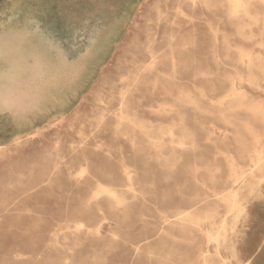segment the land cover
Returning a JSON list of instances; mask_svg holds the SVG:
<instances>
[{"label":"rangeland","instance_id":"rangeland-1","mask_svg":"<svg viewBox=\"0 0 264 264\" xmlns=\"http://www.w3.org/2000/svg\"><path fill=\"white\" fill-rule=\"evenodd\" d=\"M41 1L0 0V264H242L264 231V0H145L114 56L62 76L39 67ZM224 217L222 249L204 236Z\"/></svg>","mask_w":264,"mask_h":264},{"label":"crops","instance_id":"crops-1","mask_svg":"<svg viewBox=\"0 0 264 264\" xmlns=\"http://www.w3.org/2000/svg\"><path fill=\"white\" fill-rule=\"evenodd\" d=\"M145 0H42L32 11L30 31L35 46L44 48L39 67L62 76L88 59L96 65L115 55L125 41ZM71 49V52L67 51ZM36 60V59H35ZM37 66L38 61H34ZM59 94V93H57ZM248 222L254 209H247ZM253 242L245 247L242 264H256L264 250V231L249 228Z\"/></svg>","mask_w":264,"mask_h":264},{"label":"bare ground","instance_id":"bare-ground-1","mask_svg":"<svg viewBox=\"0 0 264 264\" xmlns=\"http://www.w3.org/2000/svg\"><path fill=\"white\" fill-rule=\"evenodd\" d=\"M203 1V0H202ZM229 1V6L233 9V14L235 15V14H239V13H241L240 12V10H242L241 8H246V7H248L249 6V3H247V1L246 0H228ZM261 1H263V0H261ZM191 2V1H190ZM192 4L194 3V2H191ZM203 3H204V1H203ZM226 3H227V1H226ZM263 3H264V1H263ZM195 4V3H194ZM193 4V5H194ZM200 5V4H199ZM264 5V4H263ZM231 9H229V11H230ZM177 11V10H176ZM179 12V11H178ZM247 12V11H246ZM246 12H243V13H246ZM176 13V12H175ZM232 13V12H231ZM232 14V15H233ZM179 15V14H178ZM181 15V14H180ZM183 15V14H182ZM186 15V14H185ZM228 15H229V13H228ZM231 15V16H232ZM233 15V16H234ZM243 15H246V14H243ZM236 16V15H235ZM251 15H249V17H250ZM248 17V16H247ZM184 18V17H183ZM251 18V17H250ZM262 18H264L263 16H262ZM232 19V18H231ZM251 19H253V18H251ZM250 19V20H251ZM259 19V18H258ZM191 20V19H190ZM222 20V19H221ZM220 20V21H221ZM237 20V19H236ZM256 20V19H255ZM154 21V20H153ZM234 22V21H233ZM251 22H253V21H251ZM250 22V23H251ZM155 23V22H154ZM210 23V22H209ZM254 23V22H253ZM256 23V22H255ZM254 23V24H255ZM218 24H219V22H218ZM260 24H262V23H260ZM263 25V24H262ZM210 26V25H209ZM213 26V25H212ZM215 27H217V26H215ZM214 28V27H213ZM156 29H157V27H156ZM210 29H211V27H210ZM212 30V29H211ZM210 31V30H209ZM236 31V30H235ZM212 32V31H211ZM216 32V31H215ZM213 33V32H212ZM216 35V34H215ZM240 37V36H239ZM171 38V37H170ZM240 39H242V38H240ZM256 39V38H255ZM249 40V39H248ZM155 41V40H154ZM246 41V40H245ZM214 47V46H213ZM261 47V46H260ZM232 49V48H231ZM234 49V48H233ZM170 50V49H169ZM217 50V49H216ZM145 51H146V49H145ZM237 51V50H236ZM238 52V51H237ZM239 52H240V50H239ZM247 53V52H246ZM239 53H237V55H238ZM242 54H240V56H241ZM247 55V54H246ZM218 56V55H217ZM243 56H245V55H243ZM239 57V56H238ZM246 57V56H245ZM250 57V56H249ZM218 59V58H217ZM216 59V60H217ZM242 59V58H241ZM247 59V58H246ZM249 60H250V58H248ZM247 59V60H248ZM248 60V61H249ZM242 61V60H241ZM240 61V62H241ZM244 61V60H243ZM242 61V62H243ZM247 61V62H248ZM218 62V61H217ZM221 64V63H220ZM244 64V63H243ZM250 64V63H249ZM223 66V65H222ZM244 65H242V67H243ZM248 66V65H247ZM246 66V67H247ZM143 67V66H142ZM153 67V66H152ZM224 67V66H223ZM226 68V67H225ZM228 68V67H227ZM173 71V70H172ZM237 72H235V74H236ZM128 74V73H127ZM158 74V73H157ZM164 77V76H163ZM199 77V76H198ZM173 78V77H172ZM203 78V77H202ZM236 78V77H235ZM237 79V78H236ZM246 83V82H245ZM239 84V83H238ZM234 85V84H233ZM248 86V85H247ZM192 87H193V85H192ZM232 87H234V86H232ZM194 88V87H193ZM250 88V87H249ZM245 89V88H244ZM197 90H198V88H197ZM199 90H201V89H199ZM245 91V90H244ZM226 92V91H225ZM129 93V92H128ZM237 93V92H236ZM235 93V94H236ZM264 93V92H263ZM199 94V93H198ZM229 94V93H228ZM203 95H204V93H203ZM240 95V94H239ZM247 95H249V94H247ZM117 96H119V95H117ZM201 96V95H200ZM199 96V97H200ZM206 96V95H205ZM232 96V95H231ZM120 97V96H119ZM243 97V96H242ZM121 98V97H120ZM239 98H241V97H239ZM222 99V98H221ZM236 99V98H235ZM121 100V99H120ZM225 100V99H224ZM244 100V99H243ZM193 102V101H192ZM223 102V101H222ZM209 103V102H208ZM213 103V102H212ZM101 104V103H100ZM193 104V103H192ZM218 104V103H217ZM227 104V103H226ZM230 104V103H229ZM212 105H215L214 103L212 104ZM223 105V104H222ZM221 105V106H222ZM102 106V105H101ZM191 105H189V107H190ZM215 106H218V105H215ZM191 107H193V106H191ZM121 108V107H120ZM171 108V107H170ZM228 108V107H227ZM188 109H190V108H188ZM164 110H165V108H164ZM170 110V109H169ZM173 110H174V108H173ZM119 111H121V110H119ZM176 111V110H175ZM230 111V110H229ZM193 112V111H192ZM164 113V112H163ZM161 114V113H160ZM196 115V114H195ZM114 118V117H113ZM180 120V119H179ZM181 121V120H180ZM201 123V122H200ZM205 123V122H204ZM203 123V124H204ZM172 124V123H171ZM176 126H177V124H176ZM148 127H150V126H148ZM174 127V126H173ZM178 127V126H177ZM176 127V128H177ZM180 127V126H179ZM181 128V127H180ZM250 128V127H249ZM171 129V128H170ZM167 130V129H166ZM168 131V130H167ZM166 132V131H165ZM170 132V131H169ZM171 133V132H170ZM169 134V133H168ZM179 134H180V132H179ZM57 135V134H56ZM164 135V134H163ZM162 136V135H161ZM168 136V135H167ZM183 136V135H182ZM77 137V136H76ZM166 137V136H165ZM232 137V136H231ZM230 137V138H231ZM54 138V137H53ZM170 138H171V135H170ZM226 138V137H225ZM227 139V138H226ZM184 140V139H183ZM187 140H189V139H187ZM233 140V139H232ZM180 141V140H179ZM186 141V140H185ZM163 142V141H162ZM94 144H96V143H94ZM169 144V143H168ZM178 144V143H177ZM180 144H181V142H180ZM174 145V144H173ZM155 146H157V145H155ZM158 146H160V144H158ZM168 146H171V145H168ZM175 146V145H174ZM193 146V145H192ZM175 148V147H174ZM179 148V147H178ZM193 148V147H192ZM120 149V148H119ZM153 149V148H152ZM155 149V148H154ZM176 149V148H175ZM231 150H232V148H231ZM82 153V152H81ZM82 155V154H81ZM122 157V156H121ZM256 157V156H255ZM58 158V157H57ZM68 158V157H67ZM215 160V159H214ZM232 161V160H231ZM174 165H176V164H174ZM229 165V164H228ZM255 167H257L258 169H262V168H264V159H263V157H260L256 162H255ZM85 166V165H84ZM229 167H230V165H229ZM194 168H195V166H194ZM189 170V169H188ZM229 170H231V169H229ZM247 170V169H246ZM123 171V170H122ZM250 171H252L251 169H250ZM81 173V172H80ZM128 173V172H127ZM196 173V172H195ZM247 173V172H246ZM251 173V172H250ZM73 174V173H72ZM230 174V173H229ZM84 175V174H83ZM134 175V174H133ZM192 175V174H191ZM236 175V174H235ZM243 175H245V174H243ZM242 175V176H243ZM124 176V175H123ZM125 176H126V174H125ZM124 176V177H125ZM134 177V176H133ZM244 177V176H243ZM81 177H80V174H79V179H80ZM236 178V177H235ZM246 178V177H245ZM250 178V177H249ZM248 178V179H249ZM127 179V178H126ZM125 179V180H126ZM128 179L130 180V178L128 177ZM127 179V180H128ZM244 179V178H243ZM254 179V178H253ZM253 179H252V181H253ZM264 179V178H263ZM129 180H128V182H129ZM234 180V179H233ZM235 180H237V179H235ZM239 180H241V179H239ZM250 180V179H249ZM258 180H259V178H258ZM74 181V180H73ZM136 181V180H135ZM255 181V180H254ZM257 181V180H256ZM255 181V182H256ZM264 181V180H263ZM127 181H126V183H128ZM137 182V181H136ZM197 182V181H196ZM245 182V181H244ZM258 182V181H257ZM198 183V182H197ZM237 183V182H236ZM240 183V182H239ZM247 183V182H246ZM98 184V183H97ZM138 184V183H137ZM243 184V183H242ZM245 184V183H244ZM131 185V184H130ZM236 185V184H235ZM238 185V184H237ZM247 184H245V186H246ZM7 186V185H6ZM143 186V185H142ZM141 186V187H142ZM241 186V188H242V185H240ZM249 186H251L250 184H249ZM252 186H253V184H252ZM150 187V186H149ZM231 187H233V186H231ZM243 187H244V185H243ZM257 187V186H256ZM95 188H99V187H95ZM94 188V189H95ZM245 188V187H244ZM249 188V187H248ZM124 189V188H123ZM128 189V188H127ZM207 189V188H206ZM231 189H233V188H231ZM250 189V188H249ZM254 189H255V186H254ZM253 189V190H254ZM70 190V189H69ZM245 190V189H244ZM252 190V189H251ZM256 190V189H255ZM259 190V189H258ZM126 191V190H125ZM232 191V190H231ZM235 191V190H234ZM238 191H239V186H238ZM243 191V190H242ZM247 190H245L244 192H246ZM260 191V190H259ZM92 192V191H91ZM205 192V191H204ZM254 192V191H253ZM95 193V192H94ZM104 193V192H103ZM122 193V192H121ZM129 193V192H128ZM208 193H210V192H208ZM242 193V192H241ZM250 193H251V191H250ZM65 194V193H64ZM93 194V193H92ZM99 194V193H98ZM102 194V193H101ZM107 194H109V196H111L112 194L110 193V192H108ZM117 194V193H116ZM133 194V193H132ZM135 194V193H134ZM210 194H212V193H210ZM247 194H249V192L247 193ZM254 193H252V195H253ZM257 194H259V192H257ZM105 195V194H104ZM118 195V194H117ZM123 195H124V193H123ZM138 195V194H137ZM262 195V194H261ZM260 195V196H261ZM63 196V195H62ZM102 196V195H101ZM108 196V197H109ZM212 196V195H211ZM238 196H240V195H238ZM246 196V195H245ZM245 196H243V198L245 197ZM251 196V195H250ZM97 197V196H96ZM106 197V196H105ZM255 197H258V196H255ZM92 198V197H91ZM113 198V197H112ZM121 198V197H120ZM247 198H248V196H247ZM261 198H262V196H261ZM264 198V197H263ZM94 199H96V198H94ZM117 199V198H116ZM124 199V198H123ZM245 199V198H244ZM249 199V198H248ZM251 199V198H250ZM111 200V199H110ZM220 200H221V202L226 206V208H227V210H228V212L230 213V212H236V214L235 215H237V213L238 212H241V206H240V204H239V201H237L238 199L236 198V193H226V194H224V195H222L221 197H220ZM241 200H243V199H241ZM247 200V199H246ZM262 200V199H261ZM89 201V200H88ZM92 201V200H91ZM113 201H114V199H113ZM257 201V200H256ZM263 201V200H262ZM94 201H92V203H93ZM115 202H116V200H115ZM114 202V203H115ZM156 202V201H155ZM112 203V202H111ZM252 203V202H251ZM124 204V203H123ZM90 205H91V203H90ZM98 205V204H97ZM121 205V204H120ZM244 205V204H243ZM246 205V204H245ZM244 205V206H245ZM258 205V204H257ZM115 206V205H114ZM152 206V205H151ZM259 206H261V205H259ZM98 207V206H97ZM116 207V206H115ZM261 207H264L263 205L261 206ZM100 208V207H99ZM103 209V208H102ZM155 209V208H154ZM261 210V209H260ZM262 211V210H261ZM98 212V211H97ZM157 212V211H156ZM228 212H226V213H228ZM228 213V214H229ZM242 213V212H241ZM244 213V212H243ZM157 214H158V212H157ZM231 214V213H230ZM234 214V213H233ZM246 214V213H245ZM158 215H160V218H161V220H162V222L163 223H168V217L166 216V215H164V213H162V214H158ZM162 215V216H161ZM244 214H242L241 216H243ZM191 213H187V214H185V215H182V214H179V215H176V217H178V218H176V223L175 224H179V227L182 225V224H187V225H189V226H198V223H197V219H196V221L195 220H193V218H191ZM225 216L227 217V215L225 214ZM237 217V216H236ZM236 217H235V219H236ZM242 218V217H241ZM224 219L225 220H222V222H221V224H220V227H218L217 229H216V231H215V234H211L212 233V231L211 232H206V234H205V236L204 237H206V239H207V242H214L215 244H216V247L217 248H219V246H221L220 245V242L221 241H224L225 242V232H226V218L224 217ZM232 219V218H231ZM238 219H240V218H238ZM236 220L235 222L237 223V221H239V220ZM150 220V219H149ZM154 220V219H153ZM152 220V221H153ZM172 220V219H171ZM203 220V219H202ZM211 220V219H210ZM243 220V219H242ZM151 221V220H150ZM208 221V220H207ZM219 221H221V219L219 220ZM211 222V221H210ZM214 222V221H213ZM213 222H212V224H213ZM243 222H245V221H243ZM257 222V221H256ZM102 223V222H101ZM110 223H112V222H110ZM143 223V222H142ZM207 223V222H206ZM205 223V224H206ZM233 223H234V220H233ZM241 223H242V221H241ZM248 223V222H247ZM107 224V223H106ZM141 224V223H140ZM209 225H210V223H208ZM215 224V223H214ZM213 224V225H214ZM219 224V223H218ZM239 224V223H238ZM250 224V223H249ZM100 225V224H99ZM143 225V224H142ZM232 225V224H231ZM229 226V227H232V226ZM247 225V224H246ZM69 226V225H68ZM82 226V225H81ZM115 226V225H114ZM158 226H159V224H158ZM169 226V225H168ZM171 226V225H170ZM173 226V225H172ZM171 226V227H172ZM202 226V225H201ZM200 226V227H201ZM234 226V225H233ZM62 227H64V226H62ZM71 227V226H70ZM80 227V226H79ZM79 227H77V229L79 228ZM100 227V226H99ZM107 227V226H106ZM161 227H162V225H161ZM171 227H168V228H171ZM174 227V226H173ZM172 227V228H173ZM203 227V226H202ZM206 227V226H205ZM216 227V226H215ZM228 227V228H229ZM240 227H242V226H240ZM210 228V227H209ZM81 229H83L82 227L80 228V230ZM86 229V228H85ZM98 229V228H97ZM107 229V228H106ZM211 229V228H210ZM234 229H235V227H234ZM233 229V230H234ZM241 229H243V228H241ZM68 230V229H67ZM94 230V229H93ZM100 230V229H99ZM167 230V229H166ZM172 230V229H171ZM214 230V229H213ZM230 230H231V228H230ZM79 231V230H78ZM96 231V230H95ZM165 231V230H164ZM177 231V230H176ZM179 231V230H178ZM180 231H182V232H184L183 233V235H184V237L186 236V233H185V231H183V230H181V228H180ZM203 231V230H202ZM205 231H206V229H205ZM232 231V230H231ZM235 231V230H234ZM233 231V232H234ZM236 231H238L237 230V228H236ZM247 231V230H246ZM73 232V231H72ZM89 232H91V231H89ZM169 232V231H168ZM75 233V232H74ZM95 233V232H94ZM98 233V232H97ZM170 233V232H169ZM181 233V232H180ZM229 233V232H228ZM232 233V232H231ZM235 233V232H234ZM81 234V233H80ZM86 234V233H85ZM188 234H190V233H188ZM204 234H202V236L204 235ZM227 234V233H226ZM239 234V233H238ZM59 235H60V233H59ZM78 235V234H77ZM87 235H88V233H87ZM99 235V234H98ZM182 234L180 235L181 237L183 236ZM197 235H199V234H197ZM232 236H233V234H231ZM230 235V236H231ZM241 235V234H240ZM62 236H63V234H62ZM70 236H71V234H70ZM74 236V235H73ZM91 236V235H90ZM201 236V235H200ZM238 236V235H237ZM69 237V236H68ZM92 237V236H91ZM189 237V236H188ZM193 237V236H192ZM235 237H236V235H235ZM70 238V237H69ZM75 238V237H74ZM190 239H192L191 237H189ZM189 238H186V239H189ZM56 239V238H55ZM73 239V238H72ZM194 239V238H193ZM230 239V238H229ZM236 240V239H235ZM240 240V239H239ZM61 242H62V240H61ZM228 241H226V243H227ZM213 243V244H214ZM223 242H221V244H222ZM61 244V243H60ZM64 244V243H63ZM67 244V243H66ZM215 244H214V246H215ZM70 245V244H69ZM212 245V244H211ZM225 245V244H224ZM224 245H223V248H224ZM56 246V245H55ZM206 247H207V245H206ZM232 247V246H231ZM231 247H230V249H231ZM236 247V246H235ZM59 248V247H58ZM61 248V247H60ZM65 248V247H64ZM208 248V247H207ZM221 248H222V246H221ZM222 248V249H223ZM226 248V247H225ZM228 248H229V246H228ZM229 249V250H230ZM218 250V249H217ZM228 250V249H227ZM236 250V249H235ZM205 251H207V250H205ZM216 251V250H215ZM226 251V250H225ZM231 251H232V249H231ZM45 252V251H44ZM67 252V251H66ZM69 252V251H68ZM219 252H221L220 250L218 251V253ZM236 252V251H235ZM70 253V252H69ZM216 253H217V251H216ZM228 252H226V254H227ZM70 254H72V253H70ZM208 254V253H207ZM222 254V253H221ZM232 255V254H231ZM235 255V254H234ZM71 256V255H70ZM36 257H38V256H36ZM224 257V256H223ZM236 257V256H235ZM14 258V257H13ZM23 258V257H22ZM35 258V257H34ZM237 258V257H236ZM11 259V258H10ZM17 259V258H16ZM21 259V258H20ZM22 260V259H21ZM234 260V259H233ZM16 261V260H15ZM47 261V260H46ZM65 263V262H64ZM198 264H214L213 263V261H210L209 260V257L207 256V255H205V256H200L199 258H198ZM218 264H227L225 261H223V259H222V261H220Z\"/></svg>","mask_w":264,"mask_h":264}]
</instances>
